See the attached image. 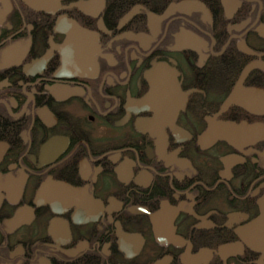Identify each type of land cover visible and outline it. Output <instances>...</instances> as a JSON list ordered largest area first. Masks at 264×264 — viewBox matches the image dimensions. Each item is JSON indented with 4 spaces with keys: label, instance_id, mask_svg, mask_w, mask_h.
<instances>
[{
    "label": "flooded vegetation",
    "instance_id": "1",
    "mask_svg": "<svg viewBox=\"0 0 264 264\" xmlns=\"http://www.w3.org/2000/svg\"><path fill=\"white\" fill-rule=\"evenodd\" d=\"M261 215L264 0H0V264H264Z\"/></svg>",
    "mask_w": 264,
    "mask_h": 264
},
{
    "label": "water",
    "instance_id": "2",
    "mask_svg": "<svg viewBox=\"0 0 264 264\" xmlns=\"http://www.w3.org/2000/svg\"><path fill=\"white\" fill-rule=\"evenodd\" d=\"M133 13V11L130 12L129 15H131ZM226 126V124L223 126V128ZM238 128V127H237ZM224 130V129H223ZM223 130L221 129H216V130H213L211 134H213L215 137L217 138H229L225 133L223 134ZM264 222V215H261V218H260V223H263Z\"/></svg>",
    "mask_w": 264,
    "mask_h": 264
}]
</instances>
